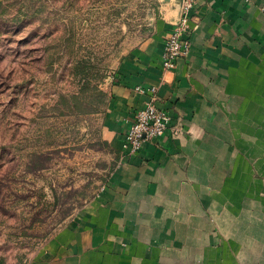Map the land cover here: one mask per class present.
I'll list each match as a JSON object with an SVG mask.
<instances>
[{
	"label": "crops",
	"instance_id": "obj_1",
	"mask_svg": "<svg viewBox=\"0 0 264 264\" xmlns=\"http://www.w3.org/2000/svg\"><path fill=\"white\" fill-rule=\"evenodd\" d=\"M179 5L160 0L145 39L116 55L103 191L18 264H264V0L198 2L190 51L166 70ZM139 86L157 88L171 124L129 158L122 139L148 99Z\"/></svg>",
	"mask_w": 264,
	"mask_h": 264
},
{
	"label": "rangeland",
	"instance_id": "obj_2",
	"mask_svg": "<svg viewBox=\"0 0 264 264\" xmlns=\"http://www.w3.org/2000/svg\"><path fill=\"white\" fill-rule=\"evenodd\" d=\"M160 0H0V264H18L116 165L99 135L116 55Z\"/></svg>",
	"mask_w": 264,
	"mask_h": 264
},
{
	"label": "built area",
	"instance_id": "obj_3",
	"mask_svg": "<svg viewBox=\"0 0 264 264\" xmlns=\"http://www.w3.org/2000/svg\"><path fill=\"white\" fill-rule=\"evenodd\" d=\"M200 1L207 0H180L179 17L165 40L162 52V66L164 69H173L176 60L189 53V18L192 10ZM135 90L147 95L148 99L145 102L144 108L134 115L122 139L121 153L129 158L137 156L140 153L144 142L162 137L168 131L171 124L169 115L156 105V87L147 88L139 86ZM172 133L173 135H177L179 129L174 127ZM103 188L104 184L99 189L97 196L103 191Z\"/></svg>",
	"mask_w": 264,
	"mask_h": 264
}]
</instances>
